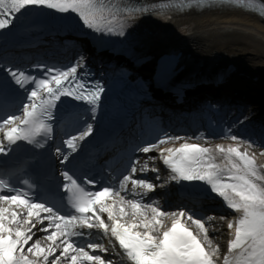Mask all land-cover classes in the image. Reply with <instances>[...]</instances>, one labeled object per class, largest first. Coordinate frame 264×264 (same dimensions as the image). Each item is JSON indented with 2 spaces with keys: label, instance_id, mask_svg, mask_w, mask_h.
Listing matches in <instances>:
<instances>
[{
  "label": "snow or ice",
  "instance_id": "obj_1",
  "mask_svg": "<svg viewBox=\"0 0 264 264\" xmlns=\"http://www.w3.org/2000/svg\"><path fill=\"white\" fill-rule=\"evenodd\" d=\"M28 7L74 12L89 29L112 33L104 8L98 6L95 0H0V32L9 29L22 10ZM118 34L123 35L124 31L121 30ZM37 67L45 73L42 78L11 67L4 69L20 87L26 88L29 83L33 87L29 90L27 103L22 105V118L12 114L0 117L3 121L0 131H3L4 125L11 126L21 119L24 125L22 128L9 127L4 133L8 144L5 146L0 142V153L7 154L12 145L20 140L40 148L44 147L32 137L43 133L51 138L52 125L43 123L42 118L51 120L55 101L63 96L91 104L93 112L98 106L103 86L99 82L86 81L78 75V69L83 67V58L64 70L45 68L43 65ZM92 131L93 127L89 124L85 130L63 141L68 152L62 153L60 148L55 150L62 163L80 148L81 142L86 140ZM232 138L238 141L240 139L235 136ZM180 139L184 138L165 136L155 143L145 145L139 151L147 157L150 151L157 149L165 140ZM253 143L249 141L248 147L243 149L238 146L226 148L224 145H217L212 149L184 142L176 149L169 148L160 153L163 163L175 174L172 179L205 182L212 192L225 202L227 208L241 213L237 221L227 224L229 231L234 230V238L228 243V253L234 256L235 264H264V165H257L254 155L248 151ZM218 158L223 159L225 163H216ZM138 159L132 162L130 175H124L120 180V189H124L129 180L133 191L137 186L144 189L154 188L150 181L134 178L138 170L144 172L143 168H137ZM61 175L64 180L63 190L70 193L69 202L79 216L61 215L58 208L54 209L46 203L29 202L15 186L0 193V202L22 209L20 212L10 211L8 207L0 206V264H40L41 259L43 264H113L112 259H102L101 255L97 254V249L99 252L109 251L103 242L79 246L70 239L84 235L78 229L85 228L102 230L103 235L109 237L110 244L118 242L121 251L116 254L122 258L126 256L132 264H218L219 249L212 247L211 239L206 234L205 218H196L193 214L181 210L179 214L172 213L171 226H166L160 231L157 226L161 220L157 217L169 215L164 210L152 208L156 215L149 218L140 211L139 203L125 201L124 196L119 191L114 192L111 186L86 192L82 187L77 188L78 181L68 172H61ZM5 183L0 180V185ZM85 183L94 185L95 182L85 180ZM113 197L118 200L106 203V200ZM117 203L121 205L118 211ZM126 203L130 204L132 209V223L122 222L128 215L123 206ZM104 213L107 214L108 223L101 218ZM180 217L194 222L197 229L204 234H194ZM220 219L224 220L226 217L221 216ZM207 220L211 221L212 216L207 217ZM141 224L145 230H136ZM38 232L50 241L46 248L41 246ZM112 251H116L115 246ZM29 254H35L38 259H31ZM224 264H230L228 256L224 257Z\"/></svg>",
  "mask_w": 264,
  "mask_h": 264
},
{
  "label": "bare ground",
  "instance_id": "obj_2",
  "mask_svg": "<svg viewBox=\"0 0 264 264\" xmlns=\"http://www.w3.org/2000/svg\"><path fill=\"white\" fill-rule=\"evenodd\" d=\"M173 24L174 29L181 27L187 28L189 33L193 31L195 42L198 43V49L203 56L219 53L218 55L226 58L232 55L240 63L248 62L253 67L264 65V21L250 13L232 8L200 13L190 12L172 20ZM163 33L170 35L169 31L163 30ZM261 154L255 156L256 161L260 158L264 159V154ZM131 212L132 209L128 208V215L122 221L132 223ZM158 226V228L163 226L162 222ZM214 227L217 228V234L222 232L218 226ZM206 234L209 235L208 229ZM210 239L213 248L219 246V241L211 237Z\"/></svg>",
  "mask_w": 264,
  "mask_h": 264
}]
</instances>
